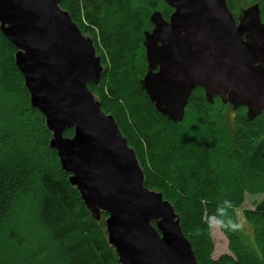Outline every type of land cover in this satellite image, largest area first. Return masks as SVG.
<instances>
[{
    "label": "water",
    "instance_id": "obj_1",
    "mask_svg": "<svg viewBox=\"0 0 264 264\" xmlns=\"http://www.w3.org/2000/svg\"><path fill=\"white\" fill-rule=\"evenodd\" d=\"M62 0H0V30L15 46L33 108L46 119L50 147L92 218L105 220L120 264H200L178 214L144 172L112 115L88 88L104 72L93 40ZM144 32L147 72L140 81L156 111L174 123L200 87L253 120L264 114V23L255 4L238 18L226 0H163ZM73 129V137H66Z\"/></svg>",
    "mask_w": 264,
    "mask_h": 264
},
{
    "label": "trees",
    "instance_id": "obj_2",
    "mask_svg": "<svg viewBox=\"0 0 264 264\" xmlns=\"http://www.w3.org/2000/svg\"><path fill=\"white\" fill-rule=\"evenodd\" d=\"M138 1L152 12L165 6L167 11L162 14L166 20L173 12L163 0ZM226 1L238 18L235 1ZM246 1L259 5L264 23V0ZM60 6L85 36L92 37L102 60L100 83H89L88 88L102 110L115 118L135 151L144 172V186L162 193L172 204L197 261L264 264V199L255 208L242 211L252 232L250 243L242 241L237 224L223 225L232 255L218 259L213 258L214 243L207 221L196 217L199 209L209 219L219 217L223 209L234 213L229 203L232 186L224 182L214 138L203 139L194 147L181 124L192 114L216 135V108L231 105L224 104L219 96L211 104L204 90L197 87L189 98L184 120L174 123L156 111L140 85L147 71L138 68L136 55L144 54V32L152 28L146 29L143 13L133 0H62ZM16 52L0 30V88L6 96L16 98L14 106H0V221L10 214L19 218L34 207L39 226L49 232L66 264H120L115 248L108 243V215L102 213L99 222L92 218L79 191L71 186L70 174L62 169L57 152L50 147L52 134L43 114L31 105L24 77L16 66ZM234 111L239 129L233 147L247 176L264 186V114L249 120L246 107ZM73 135V129L65 133L66 137ZM8 233L16 246L26 247L16 230ZM35 255L42 260L46 251L41 249Z\"/></svg>",
    "mask_w": 264,
    "mask_h": 264
},
{
    "label": "rangeland",
    "instance_id": "obj_3",
    "mask_svg": "<svg viewBox=\"0 0 264 264\" xmlns=\"http://www.w3.org/2000/svg\"><path fill=\"white\" fill-rule=\"evenodd\" d=\"M235 13L240 14L243 9H248L252 3L246 0H234ZM135 8L143 13L146 23V29H153V25L148 19L154 13L148 9L147 5L138 0H133ZM161 13L167 11L165 6L159 8ZM152 25V26H151ZM92 38L91 36H89ZM146 52L136 55V64L140 70L147 71L145 60ZM16 98L6 96L0 88V106L15 105ZM217 133L213 134L209 126L201 119L196 118L192 114L186 116L181 124L185 134L194 147H197L203 139L215 140L217 160L222 165V176L224 182H231V193L229 203L235 208L234 213L224 210L219 217L209 219L205 212L201 209L197 212V219L207 221L211 238L214 243L213 258L218 259L222 255H232L231 242L225 233V227L237 224L238 234L244 243H250L252 240V232L250 227L242 216V211L255 208L256 204L264 199V186L260 181L253 180L247 176L244 171L240 155L233 147V138L239 129L237 123V114L231 106L225 109L216 108ZM29 207V206H28ZM27 214L21 217L12 216V214L0 221V261L10 264H66L65 261L58 256L57 245L52 240L49 232L39 226L36 218L34 207ZM31 212V213H30ZM200 221V220H199ZM196 224H199L196 220ZM18 228L16 229V227ZM16 230L26 242L25 248H19L8 238L10 230ZM43 249L46 256L40 260L37 259L35 253Z\"/></svg>",
    "mask_w": 264,
    "mask_h": 264
}]
</instances>
